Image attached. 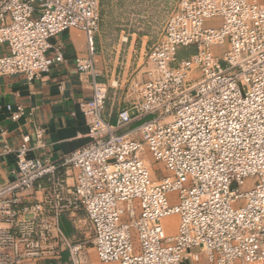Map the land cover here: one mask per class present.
<instances>
[{"label":"built area","instance_id":"2783aa9c","mask_svg":"<svg viewBox=\"0 0 264 264\" xmlns=\"http://www.w3.org/2000/svg\"><path fill=\"white\" fill-rule=\"evenodd\" d=\"M101 11V0H0V78L40 81L65 62L53 40L78 29L88 52L75 67L92 90L78 104L87 145L56 159L35 126L34 146L0 147V264H80L82 214L102 263L264 264V2L178 0L115 125L96 63ZM148 155L170 176L155 181ZM2 159L14 161L6 181Z\"/></svg>","mask_w":264,"mask_h":264},{"label":"crops","instance_id":"0c3cea01","mask_svg":"<svg viewBox=\"0 0 264 264\" xmlns=\"http://www.w3.org/2000/svg\"><path fill=\"white\" fill-rule=\"evenodd\" d=\"M98 36L95 37L96 63L100 69ZM52 43L54 49L60 48L64 52L65 62L56 65L40 81L30 84L23 76L0 78V106L22 105L27 113H32L31 117L24 116L18 122L11 121L6 112L0 114V147L3 143L18 146L25 137H29L30 145L34 146L35 126L47 130L48 143L56 159L89 143L88 128L85 119L78 112V104L81 100L87 101L92 97L91 78L80 74L75 67L76 57L87 55L86 34L81 30L71 29L55 38ZM4 50L1 48L0 52L3 53ZM99 80L104 83V76ZM117 94L114 99L110 97L104 114L105 120L112 125L117 122L118 110L126 106L125 93H119L118 99ZM136 125L137 123L131 124L119 133H124ZM42 153L37 151V155ZM13 162L12 160L10 166L6 167L5 159L1 160L2 180H8L7 172Z\"/></svg>","mask_w":264,"mask_h":264},{"label":"rangeland","instance_id":"374dc122","mask_svg":"<svg viewBox=\"0 0 264 264\" xmlns=\"http://www.w3.org/2000/svg\"><path fill=\"white\" fill-rule=\"evenodd\" d=\"M264 2V0H256ZM178 0H101L102 20L101 31L98 36L100 48L101 76L109 88V99L120 97L119 93L127 94L130 84L140 80L148 62L151 47L161 39L162 30L170 14L176 9ZM217 48L215 51L217 52ZM195 49L182 51L180 57L194 53ZM122 88V90H121ZM122 96V95H121ZM153 178L160 182L170 173L162 164H155L148 155ZM161 169L162 171H156ZM82 223L79 224L83 232V250L80 255V264H106L102 263L91 243V235L87 230L86 216L82 214ZM71 226L68 217L64 219ZM179 225L178 216L164 220L168 235H175ZM72 236L76 235L71 226ZM71 256L65 255V261H52L46 264H71ZM117 264V263H109Z\"/></svg>","mask_w":264,"mask_h":264},{"label":"trees","instance_id":"16d2710c","mask_svg":"<svg viewBox=\"0 0 264 264\" xmlns=\"http://www.w3.org/2000/svg\"><path fill=\"white\" fill-rule=\"evenodd\" d=\"M62 227L65 230V232L67 233V235H69V236L72 235L71 226L68 223H66L64 220L62 222Z\"/></svg>","mask_w":264,"mask_h":264}]
</instances>
